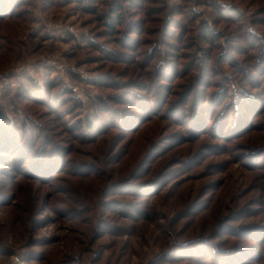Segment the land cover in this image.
I'll list each match as a JSON object with an SVG mask.
<instances>
[{"label": "rangeland", "instance_id": "1", "mask_svg": "<svg viewBox=\"0 0 264 264\" xmlns=\"http://www.w3.org/2000/svg\"><path fill=\"white\" fill-rule=\"evenodd\" d=\"M0 108V264H264V0H0Z\"/></svg>", "mask_w": 264, "mask_h": 264}, {"label": "trees", "instance_id": "2", "mask_svg": "<svg viewBox=\"0 0 264 264\" xmlns=\"http://www.w3.org/2000/svg\"><path fill=\"white\" fill-rule=\"evenodd\" d=\"M80 2H82V0H79ZM91 11H92V13H94V14H96V10L94 9V8H89ZM119 18V15H117V17H116V19H118ZM109 25L108 26H110L111 28H113L114 27V24L115 23H118V22H116L115 20H113V18H109ZM118 21V20H117ZM206 29V28H205ZM204 32H205V35H207L208 36V33H209V30L207 31V30H204ZM6 121L8 122V120H7V116H6V113L0 108V134H1V132L4 130H6L5 129V126H7V125H5V123H6ZM2 128H4V129H2ZM0 143H2V142H0Z\"/></svg>", "mask_w": 264, "mask_h": 264}]
</instances>
